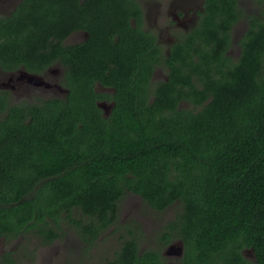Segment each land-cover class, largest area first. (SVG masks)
<instances>
[{"label": "trees", "instance_id": "obj_1", "mask_svg": "<svg viewBox=\"0 0 264 264\" xmlns=\"http://www.w3.org/2000/svg\"><path fill=\"white\" fill-rule=\"evenodd\" d=\"M205 7L203 24L161 59L129 23L135 0H20L0 16V66L39 72L58 60L69 89L0 100V234L47 245L68 225L91 251L124 225L120 201L135 195L174 215L150 238L133 219L96 264H164L173 242L181 264H264V24L253 22L232 61L241 10L235 0ZM80 29L85 42H64ZM160 64L167 79L151 82ZM96 80L114 88L107 116Z\"/></svg>", "mask_w": 264, "mask_h": 264}, {"label": "flooded vegetation", "instance_id": "obj_2", "mask_svg": "<svg viewBox=\"0 0 264 264\" xmlns=\"http://www.w3.org/2000/svg\"><path fill=\"white\" fill-rule=\"evenodd\" d=\"M19 1L0 0V16L10 14ZM135 3L141 14L137 17L132 15L129 23L132 27L139 28L146 33L145 42L150 46L147 50L154 52L155 46L160 52V54H155V58L160 59L163 54L169 55L171 46L178 40H183V35L185 38L190 31L203 24L206 10L205 0H135ZM235 3L241 11L233 18L231 29L228 31L230 46L226 50V54L232 61H236L240 56L239 42L252 28L253 22L256 25L260 22L264 24V0H235ZM129 8L133 12L132 7ZM88 36V31L80 29L68 35L64 42L79 44L85 42ZM64 71L62 63L58 60L39 72L28 71L24 65L10 69L0 66V100L15 104L64 98L69 92L68 87L63 84ZM156 71L164 75L162 79H167L163 72L164 66L160 64L155 66L151 82L157 76ZM94 90L103 95L102 98L96 100V104L102 110L103 115L107 116L114 104V100L108 98L114 92V88L96 80ZM13 240H17L15 246L12 244ZM34 240L40 244V240L34 237H24L22 234L18 236L0 234V264H19L20 259L27 255L33 256L34 254L29 252L28 242H35ZM19 241L22 242L19 243ZM31 251L34 252L32 249ZM173 263L181 264L179 261Z\"/></svg>", "mask_w": 264, "mask_h": 264}, {"label": "rangeland", "instance_id": "obj_3", "mask_svg": "<svg viewBox=\"0 0 264 264\" xmlns=\"http://www.w3.org/2000/svg\"><path fill=\"white\" fill-rule=\"evenodd\" d=\"M163 72L166 74L165 69ZM156 74L157 76L153 79V82L162 80L164 76L157 71ZM172 214V211L164 213L154 211L148 207L140 197L126 195L120 201L118 213V221L120 220L124 225L115 232L112 231L113 227L108 229L105 235L97 240L95 247L91 248V251H86L85 247H83L84 244L73 229H70L68 225H64L63 230L66 236L55 243L53 242L50 245L43 246L40 245L37 240H34L35 242L29 241V252L34 255L31 257L27 255L23 259H20L19 264H96L105 257H109L113 250L118 247V239L122 234L126 233V229L131 225L133 219L136 220V224L139 223L138 226L142 230V233L138 230L139 238H150L160 224H163L166 219L172 218L174 215ZM145 240L146 239H140L142 246L146 245ZM16 242L17 240H13V246H15ZM21 242L22 241H19V243ZM31 249L34 250V252H32ZM177 258L179 257L166 256L164 264L169 262L178 263Z\"/></svg>", "mask_w": 264, "mask_h": 264}, {"label": "water", "instance_id": "obj_4", "mask_svg": "<svg viewBox=\"0 0 264 264\" xmlns=\"http://www.w3.org/2000/svg\"><path fill=\"white\" fill-rule=\"evenodd\" d=\"M182 251H183L182 244L179 242H173L166 246V248L163 250V254L166 256L181 257ZM166 264H175V263L169 262Z\"/></svg>", "mask_w": 264, "mask_h": 264}]
</instances>
